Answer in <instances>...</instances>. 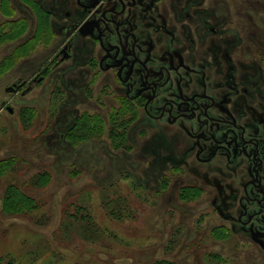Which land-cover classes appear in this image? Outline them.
<instances>
[{"label":"rangeland","instance_id":"obj_1","mask_svg":"<svg viewBox=\"0 0 264 264\" xmlns=\"http://www.w3.org/2000/svg\"><path fill=\"white\" fill-rule=\"evenodd\" d=\"M73 2L0 0V264H264L243 213L258 206L244 196L254 170L242 138L225 125L216 137L239 149L215 155L208 126L146 116L112 71L99 70V43L67 25L62 9ZM187 9L188 39L203 33L201 50L189 40L187 60L205 67L187 88L214 92L231 115L216 113L261 140L264 0H187ZM20 18L25 31L2 37ZM87 119L99 128L83 132ZM261 150L258 184L248 187L260 198ZM16 188L37 207H12ZM79 210L102 231H85ZM256 220L251 230H264Z\"/></svg>","mask_w":264,"mask_h":264},{"label":"flooded vegetation","instance_id":"obj_2","mask_svg":"<svg viewBox=\"0 0 264 264\" xmlns=\"http://www.w3.org/2000/svg\"><path fill=\"white\" fill-rule=\"evenodd\" d=\"M65 7L62 12L70 29L75 32L79 29L88 31L89 38L93 37L104 51L100 54L99 70L112 71L121 86H124L126 96L138 105L143 104L141 106L146 116L155 120L162 119L167 125L185 122L192 127L195 121L198 127L208 126L216 131L213 134L216 139L213 148L215 155L221 150L234 154L239 149V136L242 138L248 147L246 154L253 161L254 170L253 178L246 183L247 194L244 196L250 208L251 203L258 206V209L243 210L244 215L250 213V219L245 222L252 228L253 219L257 216L260 218V222L256 220L259 227H264V194L260 198L248 193V187L258 184L260 178L264 138L260 140L251 137L248 131L252 127L250 124H239L231 117L218 115L215 111L217 107L229 116L231 112L214 92L189 91L187 88L190 76L199 69H205L204 63L199 61L202 66L196 68L187 60L189 40L196 48H203L200 26L194 29L195 32L188 39L189 21H192L190 17L193 16L188 12L187 0H74L73 7ZM76 8H82L83 13L76 12ZM196 20L195 17L194 22ZM64 23L59 26L63 28ZM209 29L214 33L216 31L213 26ZM74 33L70 41L63 44L65 48L72 46ZM199 59H202L201 56ZM173 90H176L175 94ZM166 91L172 92L165 95ZM161 97L163 103L156 107ZM225 125L231 128L228 129V135H237V141L234 139L228 145L216 137ZM251 228L250 232L264 247V230L259 229L257 232Z\"/></svg>","mask_w":264,"mask_h":264},{"label":"trees","instance_id":"obj_3","mask_svg":"<svg viewBox=\"0 0 264 264\" xmlns=\"http://www.w3.org/2000/svg\"><path fill=\"white\" fill-rule=\"evenodd\" d=\"M8 8H9V4ZM22 18L18 19L17 21H11V26H8L7 29L3 30L1 32L2 37L4 36H8L10 38H16L17 36H19L20 34H22L23 31H25L26 28V23L24 21H21ZM1 37V38H2ZM2 64L0 65V68H2ZM93 123L91 122V120H86L83 122V124L81 125V130L85 133L90 132L93 130H97V128L99 127H95V125H92ZM14 161V159H12ZM11 160V161H12ZM46 179L48 178V174H44L43 175ZM11 196V205L12 207H16V209L20 210V212L23 211H30L32 210V208L37 207V201L31 197L30 195H28L27 193H25V191L20 190L18 188L13 189V191L10 193ZM12 207L9 205V207L7 206V209H9V211H13ZM118 207H121L120 205H118ZM127 207V206H126ZM120 208H118L119 210ZM15 211V210H14ZM16 212V211H15ZM77 218L78 220H80L81 224L85 223L84 229L85 231L88 230L89 228H92L93 230H99L102 231L101 227H97V225H94L95 222L93 220V218L91 217V215L87 212V211H77ZM96 226V227H95ZM95 227V229H94ZM93 232V231H92ZM90 232V234L93 236V234L97 235L98 232L92 233ZM76 264H83V263H76Z\"/></svg>","mask_w":264,"mask_h":264}]
</instances>
